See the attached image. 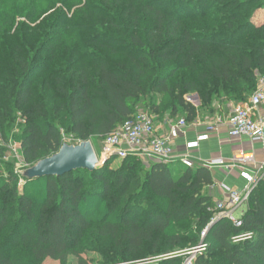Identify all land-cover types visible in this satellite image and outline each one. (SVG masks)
<instances>
[{
	"label": "trees",
	"instance_id": "1",
	"mask_svg": "<svg viewBox=\"0 0 264 264\" xmlns=\"http://www.w3.org/2000/svg\"><path fill=\"white\" fill-rule=\"evenodd\" d=\"M69 1L78 7L74 32L86 33L73 49L57 39L64 12L44 19L47 31L21 23L12 35L19 17L40 14L38 1L0 0V34L11 35L0 38V134L8 141L21 114L31 167L61 151L64 133L104 140L142 104L156 117L191 121L196 108L186 95L198 94L202 107L224 98L245 103L264 75V22L256 24L264 0L48 3L69 8ZM188 72L193 77L181 79ZM5 151L0 146V234L13 225L0 237V264H67L85 251L107 253L113 264H153L196 247L205 229L208 250L195 264H264V179L236 226L205 193L214 185L206 167L177 171L128 157L116 169L29 179L21 194L14 171L1 165ZM246 234L253 236L238 239Z\"/></svg>",
	"mask_w": 264,
	"mask_h": 264
},
{
	"label": "built area",
	"instance_id": "2",
	"mask_svg": "<svg viewBox=\"0 0 264 264\" xmlns=\"http://www.w3.org/2000/svg\"><path fill=\"white\" fill-rule=\"evenodd\" d=\"M264 106V75L258 77V86L250 99L233 107L228 118L229 137L231 140L247 138L252 143H264V116L260 114V108ZM168 120V130L163 135L156 126L157 117L147 112L139 111L134 117L118 125L104 141V157L106 160L118 158L120 161L128 157L140 159L146 166L154 163H172L176 156V141L188 127L185 118ZM218 129L209 126L200 134L194 142L187 144V154L180 159L184 167L195 168L191 161V151L198 149L204 142L210 140L212 133ZM254 163V156L240 152L236 154L230 163L223 160H214L204 163V167H237L242 168L241 178L246 181L243 190H232L224 186L228 194V201L220 203L217 209L223 212L225 218L230 219L236 226H241V218L235 215L239 209L247 205L252 191L264 179V164L256 167L255 171L249 170ZM219 219V217H217ZM208 229L202 233L203 241L194 249L184 251L188 255L183 264H195L199 255L207 252L208 245L204 242ZM252 234H246L238 239H251Z\"/></svg>",
	"mask_w": 264,
	"mask_h": 264
},
{
	"label": "crops",
	"instance_id": "3",
	"mask_svg": "<svg viewBox=\"0 0 264 264\" xmlns=\"http://www.w3.org/2000/svg\"><path fill=\"white\" fill-rule=\"evenodd\" d=\"M257 20L262 24L264 22V14L261 16V11ZM198 98L192 101L186 97L187 102L191 103L196 108V116L193 120L188 121V127L184 133L176 141V156L172 161V165H182L180 159L187 154V144L194 142L197 137L204 133L209 126H215L218 130L211 134L210 140L200 145L198 149L191 151V161L195 168L204 167V163H209L214 160H223L225 163L232 162L234 156L240 152L254 156V163L249 167V170L255 171L256 167L264 164V143H252L247 138L233 139L229 137V127L227 125L228 118L236 103L227 99H219L212 102L209 106L202 107L201 100ZM241 104V103H240ZM260 114L264 116V106L260 108ZM170 113H166L162 117L157 116L156 126L163 135L168 130V120ZM184 118L178 116L176 118ZM214 176V185L207 187L205 193L212 197L216 206L220 203L228 201V194L224 186H228L232 190H243L246 186V181L241 178L242 168L232 167H210ZM247 210V206H243L237 211L240 212L238 218ZM236 213V215H237ZM222 213L218 214L222 217Z\"/></svg>",
	"mask_w": 264,
	"mask_h": 264
},
{
	"label": "rangeland",
	"instance_id": "4",
	"mask_svg": "<svg viewBox=\"0 0 264 264\" xmlns=\"http://www.w3.org/2000/svg\"><path fill=\"white\" fill-rule=\"evenodd\" d=\"M37 1L38 2L36 5V11H37V13H40V14L36 15L32 21H27L26 18L19 17L17 19V23H16L15 27H13V29H12V35L17 32V30L19 29V24H21V23L28 25V27H31L32 29H38L41 26V28L44 31H47L49 26H46L44 24L41 25L42 22L44 21V19L46 17H50V19H51L50 21L53 22L55 13H57V14L60 13L59 15H61V12H64L66 17L64 19L62 18L60 20L61 22H64V24L58 30L59 31V38H57V39L60 40L58 42L61 45L62 49H64V48L73 49L75 43L78 41L76 39V37H78V35H80V36L86 35V33L84 31L80 32L77 30L76 32H74L76 30V27L73 26L72 19H73V16L75 15L74 12H76V10L78 8L74 4L75 2L69 1V3H70L69 8H71V9H69L66 6L64 7L63 4L60 2L59 3H48L49 0H37ZM52 1L54 2L55 0H52ZM60 1H64V0H60ZM55 4H57V5H55ZM260 11H261V16H263L264 8L261 9ZM258 23H260V22L256 19V24H258ZM10 36L5 34L4 32L2 34H0V38H4V39H8ZM180 77H181V79L183 78L184 80H190L193 77V75L188 72V73L181 75ZM196 96H198V94L191 93V94L186 95V97L189 98L190 101L198 98ZM156 99L158 100L161 98L157 96ZM215 101H217V100H215ZM234 103H236V105L240 104L237 102H234ZM145 106H146L145 104H142L141 106H139L138 110L142 111V112H147L148 106L147 107H145ZM147 113H149V112H147ZM25 122H26L25 119L22 118L21 114H19L16 125L12 131L11 136H10V139L8 141H6L3 139L2 135L0 134V146H3L6 150L5 155H4L3 159L1 160V165L3 167L11 168L14 171L15 175L17 176L19 193H21V194L24 192L26 193L25 185L29 179H32L30 176V173H31V170L34 168V167H31V165L26 163V160L23 156V151H22L21 139H22L23 132H24V125L26 124ZM105 139L100 141L97 138H94V139L87 141V142L91 143V145L94 149V152L96 154V158L98 160V167H101L104 164V165H109V167L111 169H116L121 165V161L118 158H112V159H108V160L105 159V157H104V141H105ZM82 143H84V142H81L75 136H72V135H69L66 133L63 134V147H65V146L77 147V146L81 145ZM176 167H177L176 168L177 171H182L184 169L183 165H179ZM176 174H178V173L176 172ZM239 215H240V212L237 213V215H235V217L238 218ZM14 219L15 218H13L11 220V222H14ZM12 225L13 224H11L10 227L4 233H1L0 237H4V236L9 235V233L12 229ZM184 227H185V229L186 228L190 229L193 234L196 232V228L194 227L193 222H189V223L185 224ZM202 241H203V238L201 235L200 243ZM192 249H194V248H192ZM192 249H190V250H192ZM176 257H181L184 259V261L189 258L188 255L184 254V252L168 251V252L162 254L161 256L157 257L156 260L152 263L156 264V263H159L160 261L167 260L169 258H176ZM110 261H111V256L107 253H102L99 251L98 252L97 251L96 252L95 251H85L80 257L72 254L69 257L67 264H113ZM39 264H62V263L60 261H56V260L45 259V260L41 261Z\"/></svg>",
	"mask_w": 264,
	"mask_h": 264
},
{
	"label": "water",
	"instance_id": "5",
	"mask_svg": "<svg viewBox=\"0 0 264 264\" xmlns=\"http://www.w3.org/2000/svg\"><path fill=\"white\" fill-rule=\"evenodd\" d=\"M97 168L98 160L94 149L91 143L84 142L77 147H63L58 154L34 166L30 176L34 179H43L53 176L62 177L76 170H87L92 172Z\"/></svg>",
	"mask_w": 264,
	"mask_h": 264
}]
</instances>
